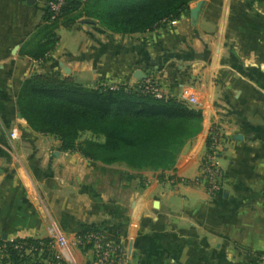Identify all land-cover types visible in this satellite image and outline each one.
<instances>
[{
	"label": "crops",
	"instance_id": "0c3cea01",
	"mask_svg": "<svg viewBox=\"0 0 264 264\" xmlns=\"http://www.w3.org/2000/svg\"><path fill=\"white\" fill-rule=\"evenodd\" d=\"M48 1L0 0V237L47 238L55 222L70 240L102 228L125 246V264H264V0H193L165 27L134 34L82 16L37 60L25 50ZM51 72L90 88L152 80L178 99L191 87L200 129L156 170L64 150L18 105L24 81ZM214 125L226 142L223 190L211 197L171 178L197 176ZM81 250L78 264L92 258Z\"/></svg>",
	"mask_w": 264,
	"mask_h": 264
},
{
	"label": "trees",
	"instance_id": "16d2710c",
	"mask_svg": "<svg viewBox=\"0 0 264 264\" xmlns=\"http://www.w3.org/2000/svg\"><path fill=\"white\" fill-rule=\"evenodd\" d=\"M191 1L67 0L56 17L47 7L25 53L45 60L58 41V29L72 27L82 16L96 19L115 33H144L179 18ZM18 105L28 124L57 136L62 149L80 151L106 164L125 163L137 170L170 166L199 131L203 118L200 109L177 97H157L142 84L90 88L58 72L28 77L19 91ZM85 131L95 137L80 140ZM50 240L0 237V249L5 248L0 264H58V257L48 254ZM21 242L39 249L20 250Z\"/></svg>",
	"mask_w": 264,
	"mask_h": 264
},
{
	"label": "built area",
	"instance_id": "2783aa9c",
	"mask_svg": "<svg viewBox=\"0 0 264 264\" xmlns=\"http://www.w3.org/2000/svg\"><path fill=\"white\" fill-rule=\"evenodd\" d=\"M86 2L88 0H82ZM67 0H49L47 7L53 12V17L60 14ZM144 89L153 93L157 97L166 96L160 87L152 80H145L141 83ZM140 85V84H139ZM138 86V85H136ZM180 100L190 106L200 104L195 91L191 87H184ZM12 138H16V132L11 133ZM225 133L221 126L214 125L210 128L206 137V150L201 157L200 173L193 180L173 176L171 180L176 183L182 181L186 184L203 186L207 194L211 197L219 195L223 190V168L219 162V157L224 150ZM50 245H53L58 253V264H78L77 248L90 245L88 248L92 252V258L84 264H125L127 262L126 249L123 243L113 240L108 233L102 229L90 230L84 234H77L74 240H70L62 229L53 222L50 228ZM5 247V246H4ZM20 250L31 252L38 250L34 246L27 247L25 242H21ZM43 251V248L39 250ZM5 257V248L0 249V263ZM264 261V258L262 259Z\"/></svg>",
	"mask_w": 264,
	"mask_h": 264
},
{
	"label": "rangeland",
	"instance_id": "374dc122",
	"mask_svg": "<svg viewBox=\"0 0 264 264\" xmlns=\"http://www.w3.org/2000/svg\"><path fill=\"white\" fill-rule=\"evenodd\" d=\"M95 136H94V134L93 133H91L90 131H85V132H83L82 134H81V136H80V140H84V139H87V138H94ZM100 139V138H99ZM199 173H200V168H199ZM180 183L182 182V181H179ZM183 184H184V182H182ZM186 184V183H185ZM187 185H191V184H187ZM78 249V248H77ZM82 249L83 250H81V251H87V246H82ZM49 250H51L50 251V253H48V254H50V256H54V257H58V253H57V250H56V248L53 246V245H50L49 246ZM42 252H40V254H41ZM53 254V255H52ZM38 255H32V257H37ZM39 256H41V255H39ZM42 258V257H41ZM58 259H59V257H58ZM46 260V259H45Z\"/></svg>",
	"mask_w": 264,
	"mask_h": 264
},
{
	"label": "water",
	"instance_id": "95a60500",
	"mask_svg": "<svg viewBox=\"0 0 264 264\" xmlns=\"http://www.w3.org/2000/svg\"><path fill=\"white\" fill-rule=\"evenodd\" d=\"M68 73L70 72L69 70L67 71ZM138 76L140 77V78H142V79H145L146 78V75H144V74H141V71H138ZM19 116H21V114L19 115Z\"/></svg>",
	"mask_w": 264,
	"mask_h": 264
}]
</instances>
